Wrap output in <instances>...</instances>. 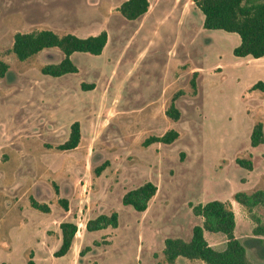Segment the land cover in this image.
<instances>
[{
    "label": "rangeland",
    "instance_id": "1",
    "mask_svg": "<svg viewBox=\"0 0 264 264\" xmlns=\"http://www.w3.org/2000/svg\"><path fill=\"white\" fill-rule=\"evenodd\" d=\"M123 1L0 0V60L9 64L0 76V264H168L165 239H189L202 222L191 202L264 190V144L251 145L254 125H264V91L250 89L264 80V57L236 56L240 35L205 28L193 0H150L134 20L118 10ZM43 28L79 36L106 30L109 38L100 55L72 54L78 72L52 76L41 68L62 59L59 48L25 60L11 51L17 32ZM175 95L178 120L166 114ZM76 120L79 145L58 149ZM172 128L179 131L172 143L144 144ZM237 158L252 160L254 170ZM146 181L158 188L148 208L123 204ZM33 194L49 212L30 205ZM61 197L79 230L68 254L55 257L67 213ZM238 208L235 234L251 263L264 264V235L253 233L264 206ZM114 210L118 227L85 236L86 220ZM205 234L225 248L224 233ZM177 264L207 263L179 256Z\"/></svg>",
    "mask_w": 264,
    "mask_h": 264
},
{
    "label": "trees",
    "instance_id": "2",
    "mask_svg": "<svg viewBox=\"0 0 264 264\" xmlns=\"http://www.w3.org/2000/svg\"><path fill=\"white\" fill-rule=\"evenodd\" d=\"M196 6L204 13L203 25L209 29H223L228 32H236L240 35V43L233 49L236 56L251 55L254 58L264 57V0H193ZM150 7V0H124L118 10L127 19L134 20L146 14ZM108 32L102 30L95 34L79 36L75 33H65L63 35L56 31L43 28L39 30L17 32L14 36L11 51L20 60H25L39 53L46 48L57 47L63 52V57L58 62L45 64L41 71L52 76H62L67 73L79 71L77 64L72 59V54L77 51L89 52L94 55L102 54L107 42ZM9 64L0 60V76H5ZM194 73L192 86L196 87ZM84 89L93 88L94 84L87 85L82 83ZM264 91V81L258 80L251 88ZM176 95L166 114L178 120L181 112L176 105ZM179 137V131L170 129L163 135H152L144 142L150 145L155 142L172 143ZM81 141V123L76 120L71 125L68 139L57 145L60 150H70L76 148ZM264 143L263 122H257L251 132V145L257 146ZM237 163L247 169H253V161L245 158H237ZM108 165L104 162L96 169L99 175ZM157 185L152 181L128 190L122 197L125 205H131L137 211H145L152 198L157 193ZM234 199L252 210L257 205L264 206V190L257 189L251 193L237 191ZM59 202L68 209V200L59 198ZM31 205L41 211L49 212L48 204L38 202L31 197ZM192 212L202 217L200 224H195L192 228V235L189 239L182 237H167L164 241V255L168 264H177L179 256L189 259H200L207 264H252L247 256L246 245L236 236V216L228 202L221 199H213L197 204L190 203ZM119 226V213L114 210L110 213H100L95 217L89 218L86 222L88 231L105 229L108 227L116 228ZM62 232V242L54 256L66 255L74 242L78 231V224L73 221H62L60 223ZM205 231L222 232L226 236V246L217 249L212 246L205 236ZM254 235H264V223H259L254 228ZM98 244V241H95ZM91 246L80 251L84 255L90 250ZM32 263V262H30Z\"/></svg>",
    "mask_w": 264,
    "mask_h": 264
},
{
    "label": "crops",
    "instance_id": "3",
    "mask_svg": "<svg viewBox=\"0 0 264 264\" xmlns=\"http://www.w3.org/2000/svg\"><path fill=\"white\" fill-rule=\"evenodd\" d=\"M264 81V80H263ZM262 144H264V143H261V144H259V145H257V146H252L253 148H257V147H259L260 145H262ZM252 154H254L253 152H252ZM255 168V167H254ZM252 170H254V169H252ZM249 180V179H248ZM31 197H34L35 198V196H34V194L31 196ZM36 199V198H35ZM37 200V199H36ZM222 200H224V201H226V202H228V204L232 207V209L234 210V212H235V214H236V210L237 209H239L238 208V202L234 199V200H230V199H222ZM38 201V200H37ZM38 202H40V201H38ZM41 203V202H40ZM43 203V202H42ZM30 205H31V199H30ZM32 206V205H31ZM33 207V206H32ZM50 207V206H49ZM245 207V206H244ZM34 208V207H33ZM36 209V208H35ZM67 210V213L64 215V218L59 222V224H58V227H57V236H58V240H60L61 239V242H62V232H61V229H60V223L62 222V221H73L72 219H70V218H68V216H69V214H70V212H71V210H72V208H70V205H69V207H68V209H66ZM86 222H87V220L83 223V226H84V229L86 230V233H85V236L87 237L88 235H89V232H95V231H98V230H95V231H88L87 229H86ZM76 223V222H75ZM39 226H43V222L41 223V225H39ZM38 229H39V227H38ZM106 229V228H105ZM105 229H100V230H105ZM79 230V229H78ZM206 232V231H205ZM78 233V232H77ZM77 233H76V235H77ZM205 236H206V234H205ZM206 238H207V236H206ZM219 238V237H218ZM218 238H215V239H218ZM96 239V238H95ZM208 239V238H207ZM212 244V243H211ZM60 246V245H59ZM59 246H58V248H59ZM58 248H56V249H58ZM68 254V253H67ZM66 254V255H67ZM56 257V256H55Z\"/></svg>",
    "mask_w": 264,
    "mask_h": 264
}]
</instances>
